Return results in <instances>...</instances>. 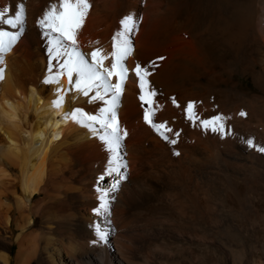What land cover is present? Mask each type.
I'll list each match as a JSON object with an SVG mask.
<instances>
[{
	"label": "bare ground",
	"instance_id": "1",
	"mask_svg": "<svg viewBox=\"0 0 264 264\" xmlns=\"http://www.w3.org/2000/svg\"><path fill=\"white\" fill-rule=\"evenodd\" d=\"M223 1L89 0L75 37L89 63L95 52L111 69L133 18L116 109L127 167L110 174L103 131L66 117L99 115L105 102L78 92L76 73L44 83L67 57H50L38 21L61 0H0L5 19L24 9L22 25L0 21L21 32L0 53V264H264V0H237L232 26L222 25ZM137 64L151 73L153 122L175 144L144 120ZM239 76L263 96L240 90ZM216 116L224 132L200 125Z\"/></svg>",
	"mask_w": 264,
	"mask_h": 264
},
{
	"label": "snow or ice",
	"instance_id": "2",
	"mask_svg": "<svg viewBox=\"0 0 264 264\" xmlns=\"http://www.w3.org/2000/svg\"><path fill=\"white\" fill-rule=\"evenodd\" d=\"M60 11H57L56 7L45 13L44 17L38 21L39 27L42 30L43 36L48 38L50 45L49 55L52 59H59L60 57H67L62 63L56 67L60 70L56 75L46 78L44 83L50 84L58 82L59 76L64 71L67 72L69 82H72L73 73L77 74V80L75 81V88L78 92L84 96H88L94 89L95 95L91 97V102L97 100L104 101L106 107L99 110V115H90L84 113L81 109H75L70 114V118L76 121L78 124L86 126L93 132L98 131L96 125L99 126V130L103 131L100 138L106 143V146L113 154L112 162L115 167L110 170L111 172H119L120 167H127L126 163L120 158L119 150L122 148V141L128 135L127 131L122 129L117 119V106L121 95L124 91V83L127 78L128 68L124 66L123 61L132 51V44L127 36L128 32L132 31V16L125 17L122 21L124 24V32L118 34L120 37L118 42V48L112 53L115 57V62L112 63L111 69L104 68L102 61L96 60V53H92L93 62L89 63L84 54L78 51L76 47V34L82 27L83 21L90 8L89 0H61ZM8 8H0V21L10 24L15 27L17 24H23V12L24 9L21 6L20 11L16 13L15 18L5 19ZM21 32L7 33L0 31V53L9 51L13 44L18 40ZM115 40V37H114ZM70 41L71 43H66ZM2 61V57H0ZM155 67V65H152ZM103 69V71H101ZM51 67L49 72H51ZM136 77L139 79V87L141 95L140 101L143 104L149 105L144 109V120L150 124L158 133L163 136V139L171 144H175V139H169L167 135L160 130L166 128L165 124H156L153 122V116L155 115L154 109L151 107L153 104V97L156 96L155 90H150L147 77L151 74L148 68H142L139 64L134 69ZM116 75L119 80L117 83H111L110 78ZM0 75V79H2ZM59 91V90H58ZM111 94V98L105 100V96ZM64 96L59 95V98L53 101L56 107H60L63 103ZM175 102V101H174ZM188 119L195 121L199 119L198 114L194 111V105L189 103L187 106ZM241 116L245 113L241 112ZM223 118L216 116L211 119L200 120V125L205 130H211L212 132H224V126L222 122ZM166 131L171 132V128H167ZM175 135H179L176 133ZM247 144L250 147H254L253 141L248 140ZM259 152L264 153V146L257 149ZM179 155V153H176ZM103 179V177H101ZM107 205L102 204L101 209H106ZM98 209L97 211H100Z\"/></svg>",
	"mask_w": 264,
	"mask_h": 264
},
{
	"label": "rangeland",
	"instance_id": "3",
	"mask_svg": "<svg viewBox=\"0 0 264 264\" xmlns=\"http://www.w3.org/2000/svg\"><path fill=\"white\" fill-rule=\"evenodd\" d=\"M228 0H226V1H223L221 4H220V9L221 10H225V11H221V17H222V20H221V22H223L222 23V25L224 26V25H226V24H228V22H229V24H231V26L232 25H234V24H237L238 22H239V18L237 17V14H235L234 13V11H233V16L230 14V11L232 10V9H237V7L239 6V5H243V3H244V1L245 0H239L240 2H243V3H240L239 1L237 2V0H231V1H228L229 2V4H228V2H227ZM233 2V3H232ZM224 3H227V4H225L224 5ZM236 3V4H235ZM263 4V3H262ZM222 5V6H221ZM229 5V6H228ZM232 5V6H231ZM241 5V6H242ZM264 5V4H263ZM230 7V8H229ZM226 8V9H225ZM229 8V9H228ZM228 9V10H227ZM223 14V15H222ZM224 17H226L225 18V20H223V18ZM232 20H231V19ZM226 19H227V22H225L226 21ZM235 22H234V21ZM221 25V26H222ZM222 26V27H223ZM238 56L240 57V56H242L241 54H238ZM237 78V79H236ZM235 78V82H237L238 84V88L240 89V90H243V91H248L249 93H251V95H254V98H259V97H261V96H263V94H262V92L261 91H259L256 87H254L253 85H251V84H248V82H247V80H245V78H243V77H241V76H239V77H236ZM248 84V85H247ZM258 91H259V93H258ZM261 92V93H260ZM261 94V95H260ZM258 232H257V229H256V234H257ZM262 234V240L264 241V238H263V236H264V234L263 233H261ZM13 252H14V250H13Z\"/></svg>",
	"mask_w": 264,
	"mask_h": 264
}]
</instances>
